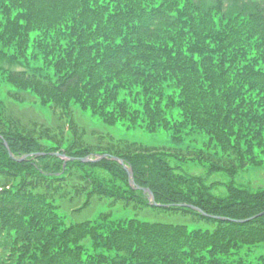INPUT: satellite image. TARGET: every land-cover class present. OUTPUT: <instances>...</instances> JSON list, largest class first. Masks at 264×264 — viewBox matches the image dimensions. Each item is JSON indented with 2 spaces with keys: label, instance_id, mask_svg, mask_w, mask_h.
<instances>
[{
  "label": "trees",
  "instance_id": "trees-1",
  "mask_svg": "<svg viewBox=\"0 0 264 264\" xmlns=\"http://www.w3.org/2000/svg\"><path fill=\"white\" fill-rule=\"evenodd\" d=\"M0 62V264H244L264 244V187L235 183L264 161V0H0ZM25 103L50 120L8 113ZM77 111L187 144L117 139ZM103 200L196 226L67 222Z\"/></svg>",
  "mask_w": 264,
  "mask_h": 264
},
{
  "label": "rangeland",
  "instance_id": "rangeland-1",
  "mask_svg": "<svg viewBox=\"0 0 264 264\" xmlns=\"http://www.w3.org/2000/svg\"><path fill=\"white\" fill-rule=\"evenodd\" d=\"M1 63V62H0ZM2 64V63H1ZM1 99L4 103L9 105V100L6 98L3 93L1 95ZM16 107L15 104H12V109H9L13 113L12 116L19 117L22 121H27L30 119H37L39 121L50 120V112L48 110L42 109L39 106H33L30 103H25L22 105H18ZM78 116H76L79 122L84 125L88 130L95 129L103 132H109L115 138L119 139H128L134 140L139 143L145 144L146 146H155V147H165V148H175L187 144H177L171 140V137L168 132L160 130L155 134H149L139 129H127L120 124H117L115 127L103 126L98 122L97 119L90 116L88 113H83L77 111ZM107 127V128H106ZM171 163L179 164V162L175 160H171ZM183 169L194 175H204V167L198 163H187L182 165ZM209 181H219V182H227L229 180L228 176L222 172H217L212 174L209 178ZM235 183L237 185L248 186L251 188L256 187H264V161L258 167L248 166L243 170H240L239 173L235 177ZM216 193H224V187L220 186ZM108 200H103L101 202L94 201L91 206L85 208L81 212L77 213V215L69 214V211H66L67 222L68 220H82L84 218L93 219L95 218L99 212H106L108 209H111L114 212V216H127V217H137L139 219L149 220V221H159L165 223H186L188 226H196L191 221L190 214H183L181 212H152L150 209L147 210H131L129 208H123L122 206H115L110 208L108 206ZM203 225L204 223H199ZM206 224V223H205ZM208 226H211L210 224ZM241 259L244 264H264L261 256L264 257V244L259 245L249 253L246 252L240 253Z\"/></svg>",
  "mask_w": 264,
  "mask_h": 264
},
{
  "label": "water",
  "instance_id": "water-1",
  "mask_svg": "<svg viewBox=\"0 0 264 264\" xmlns=\"http://www.w3.org/2000/svg\"><path fill=\"white\" fill-rule=\"evenodd\" d=\"M5 146H7V144L5 143ZM10 153V152H9ZM105 155H102L101 157H104ZM114 159H116V160H119L120 161V163L122 164V165H124V162H123V160L122 159H118L117 157H113ZM83 161H86V160H89L88 158H84V159H82ZM124 168H125V170L127 171V173H128V176H129V182L131 183V184H134V181H133V179H132V170L131 169H128L126 166H124ZM147 190V189H146ZM149 191V190H148ZM149 194H150V197L153 199V194H152V192L151 191H149ZM190 207H192V208H195V207H193V206H191V205H189ZM196 209V208H195Z\"/></svg>",
  "mask_w": 264,
  "mask_h": 264
}]
</instances>
